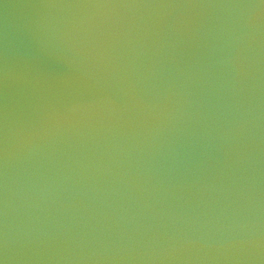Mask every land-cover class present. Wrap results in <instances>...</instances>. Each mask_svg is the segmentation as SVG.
<instances>
[{
	"label": "water",
	"instance_id": "95a60500",
	"mask_svg": "<svg viewBox=\"0 0 264 264\" xmlns=\"http://www.w3.org/2000/svg\"><path fill=\"white\" fill-rule=\"evenodd\" d=\"M0 264H264V0H0Z\"/></svg>",
	"mask_w": 264,
	"mask_h": 264
}]
</instances>
